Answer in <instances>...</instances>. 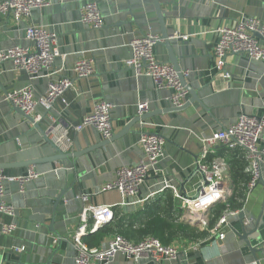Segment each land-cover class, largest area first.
Here are the masks:
<instances>
[{
    "label": "crops",
    "instance_id": "obj_1",
    "mask_svg": "<svg viewBox=\"0 0 264 264\" xmlns=\"http://www.w3.org/2000/svg\"><path fill=\"white\" fill-rule=\"evenodd\" d=\"M95 1L104 19L100 29L80 22L85 0L36 9L20 22L12 14L0 15V50L15 46L33 48V43L25 37L26 27L30 24L44 27L56 34L63 55L54 64L56 78L73 80L66 94L71 105L60 117L58 111L48 114L42 107L36 109L32 117L39 123V130L14 113L5 97L29 85L37 97L42 96L47 91L48 80L31 81L25 72L16 71L11 61L0 65V164L40 162L2 171L8 176H19L34 168L41 174L24 191L16 182L6 184L5 199L16 209L17 229L9 236H0V264H47L50 258L52 264H75L77 248L73 236L84 223L81 214L91 204L112 206L124 233H129L131 228L139 230L147 217L165 215V211L172 220L195 228L193 236L191 232L176 235L172 243L179 250L176 260L134 262L118 254L111 264H245L255 262L250 247L258 249L256 257L264 264V164L260 182L247 192L251 178L246 173L250 164L247 150L214 148L215 155L227 160L224 186L228 194L224 202L207 212H198L193 220L190 218L193 214L183 209L181 200L166 187L172 185L182 197L193 198L197 184L203 180L200 174L194 175L196 162L206 166L203 141L226 130L242 113L264 115V62L250 60L245 55H230L226 65L230 77L225 78L216 70L217 36L206 34L235 24L241 16L257 18L264 24V0H159L183 76L207 109L195 103L182 112H172L175 92L157 90L150 77H137L125 64L132 58L130 44L134 38L148 32L160 35L153 0ZM154 53L158 61L170 64L163 44H157ZM80 59L93 61L95 71L91 77H75L73 68ZM190 98L188 94L184 102ZM101 101L113 105L112 123L117 138L105 140L94 128L72 132L71 153L80 154L72 160L74 167L54 160L58 151L51 144L49 116H58L64 124H78ZM140 103L148 104L145 113L151 117L136 123ZM128 126L129 130L119 135ZM144 133H155L165 139V156L143 183L138 197L127 199L128 204L121 206L123 197L118 191L100 193V189L116 179L119 168L134 166L144 159L139 144ZM260 146L264 147V132ZM213 158L210 154L207 161ZM82 194H90L88 204L79 198ZM232 197L237 214L228 216V224L220 229L225 238L220 240L217 234H212L224 214L219 215L218 205ZM137 200L141 202L135 203ZM170 205L174 208H165ZM0 219L11 221L1 215ZM91 222L88 218L89 227ZM54 230L62 238L61 245ZM244 231L246 241L241 237ZM113 236L105 237L99 248H107ZM133 240H138L137 236Z\"/></svg>",
    "mask_w": 264,
    "mask_h": 264
},
{
    "label": "built area",
    "instance_id": "obj_2",
    "mask_svg": "<svg viewBox=\"0 0 264 264\" xmlns=\"http://www.w3.org/2000/svg\"><path fill=\"white\" fill-rule=\"evenodd\" d=\"M69 0H3L0 2V15L12 14L17 22L29 18L36 9L45 8L54 4H62ZM214 2L215 0H210ZM80 22L93 29L104 26V19L95 0H85L80 13ZM217 36L214 55L216 70L229 78L226 71L227 58L230 55H245L250 60L264 62V24L257 18L241 16L235 24L219 27L212 31H206ZM25 37L32 42L34 47L15 46L0 50V65L11 61L16 71L25 72L31 81L46 78L48 80L47 91L37 97L32 85L22 89H16L8 93L5 100L20 108L25 114L32 116L38 107H42L48 114L52 111L60 112L71 105L67 98V92L73 86V80L68 77L56 78L58 74L54 69L57 58L63 56L57 45L56 34L48 32L44 27L30 24L25 29ZM161 42L160 35L148 32L141 37L134 38L130 44L132 58L125 62L127 67L133 69L137 77H150L157 90H172L175 94L172 102L176 108L185 103L188 92L181 85L179 77L172 65L158 61L155 56V47ZM92 60L80 59L73 68L76 78H89L94 74ZM93 112L83 118L78 124H64L58 116L50 115L48 122L51 124V142L63 152H71L73 148L72 132H81L86 128H94L105 140L114 135L112 123L113 105L107 101L95 104ZM148 104H138L140 115L147 112ZM264 132V115H249L242 113L236 122L226 130L214 133L203 142L206 151L202 157H206V166L200 161L196 166L205 174V181H200L195 188V196L182 197V194L172 185L173 196L181 200L183 209L193 214V220L198 212H207L211 207L226 200L228 191L225 188V179L228 175V164L224 157L215 155L217 146H223L227 151L244 149L248 152L250 164L246 173L250 174L247 192L252 191L261 179L262 165L264 164V147L260 146ZM139 144L144 152V159L134 166H123L116 172V179L105 184L100 193L118 191L123 197L121 206L128 204L127 199L137 198L140 189L152 171H155L165 156V139L155 133H144L140 136ZM210 154L214 155L211 161H207ZM41 176L34 168H29L19 176H8L0 170V215L11 218L5 222L0 219V236H9L17 229L16 209L6 202V184L16 182L21 191L25 186ZM88 204L90 194H82L80 197ZM141 202L137 200L135 203ZM237 214L236 211L227 210L212 229V234H217L220 240L225 238V233L220 232L223 226L228 224V216ZM115 212L112 206L88 205L81 214L82 226L74 234L73 240L77 248L75 264H111L118 254H122L128 260L140 262L147 259L152 262L173 261L178 258L179 250L174 245L165 246L154 237H146L134 242L115 234L109 241L107 248H89L82 238L95 232L98 228L110 223L114 219ZM88 218L92 222L87 224ZM23 250V248L21 249ZM245 264H257L249 262Z\"/></svg>",
    "mask_w": 264,
    "mask_h": 264
},
{
    "label": "water",
    "instance_id": "obj_3",
    "mask_svg": "<svg viewBox=\"0 0 264 264\" xmlns=\"http://www.w3.org/2000/svg\"><path fill=\"white\" fill-rule=\"evenodd\" d=\"M153 5H154V8H155L156 18H157V21H158L159 27H160L161 42L159 44H163V46H165V48L167 49L168 57H169L168 61H169L170 65H172L173 68L175 69V71L177 72L181 85L185 88V90L191 96V98H190V100L188 102H185L183 104V106L180 107V108H176L175 107L172 110V112L173 111L174 112H180V111L182 112L184 110H187L192 104H195V103L199 104L203 109H205L207 111L206 106L204 105V103L198 98L197 92L194 91L193 88L190 87L187 84V81L185 80V78L183 76V72H182V70H181V68H180V66L178 64L177 56H176V53H175V50H174L175 43L172 41V38H170L173 35H171V33L169 32V30H168V28L166 26V16L163 13L162 5L160 4L159 0H153ZM10 105H11V108H12L14 113H16L19 116H21L22 119H24V120H26V121H28L30 123H33L37 129L41 130L39 123H37L32 116L25 114L18 107L13 106L12 104H10ZM150 117L151 116H150L149 113L148 114L145 113V114H142L139 117H137L134 122H136V123L145 122V121H148ZM128 130H129V126L126 127L125 130H123V132H121L119 135L127 132ZM115 138H117V136L113 135L111 140H114ZM51 144L58 151V153L55 156L54 160L60 161V162H64V166L69 165L70 167H74L73 166L74 162H72V160L77 159L80 156V154H78V153H74L73 154L71 152H63V151L59 150L52 142H51ZM65 162H66L67 165H65ZM38 163H40L39 160H32V161H28V162L19 163V164H16V165L15 164L14 165L0 164V170L2 171V170H5V169H8V168H13V167H17V166L29 167V166H33V165L38 164ZM195 174H200L202 176V179L205 181V184L207 183L205 174L200 171L198 166H195L194 175ZM58 201H59V199L57 200V202ZM53 233L58 237L59 244L61 245L62 238L60 237V235L57 232H55V230H54ZM246 236H247L246 231H244V233L241 235V237L245 241L247 240ZM250 249H251V251H252V253L254 255L256 263L260 264V262L258 261V259L256 257V253H257L258 249L255 248V247H250ZM57 252H58V249L54 251L53 255H55ZM47 264H52V258L49 259Z\"/></svg>",
    "mask_w": 264,
    "mask_h": 264
},
{
    "label": "trees",
    "instance_id": "obj_4",
    "mask_svg": "<svg viewBox=\"0 0 264 264\" xmlns=\"http://www.w3.org/2000/svg\"><path fill=\"white\" fill-rule=\"evenodd\" d=\"M243 180L248 182L249 179H246V176H243ZM250 181V180H249ZM169 202L172 201L171 197L169 198ZM171 203V202H170ZM235 201L233 197L227 201V203L218 205L219 207V215H222L227 210L234 211L237 209V206L234 204ZM172 204V203H171ZM174 208L173 205L165 206V208ZM166 211L162 215L160 213L155 216L147 217L145 221L140 226L139 230L130 229L129 233H124V230H121V226L119 222L116 220L118 218L117 213L115 212L114 219L99 228L94 234L91 236H87L83 238V242L89 248H99L103 239L107 237L109 234H118L123 236L125 239L129 241L138 242L146 237H154L158 239L163 245L169 246L172 245L174 240L177 238L176 235H183L184 232L189 234L191 232V236H193L195 232V228L190 227L189 225H185L179 221L172 220L170 215H166ZM212 227V226H211ZM210 227V228H211ZM132 231V232H131ZM137 236L138 240H133ZM187 236V235H186Z\"/></svg>",
    "mask_w": 264,
    "mask_h": 264
}]
</instances>
